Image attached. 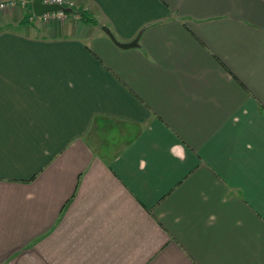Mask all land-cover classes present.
<instances>
[{
    "label": "crops",
    "instance_id": "obj_1",
    "mask_svg": "<svg viewBox=\"0 0 264 264\" xmlns=\"http://www.w3.org/2000/svg\"><path fill=\"white\" fill-rule=\"evenodd\" d=\"M71 1L0 10V264H264V0Z\"/></svg>",
    "mask_w": 264,
    "mask_h": 264
},
{
    "label": "built area",
    "instance_id": "obj_2",
    "mask_svg": "<svg viewBox=\"0 0 264 264\" xmlns=\"http://www.w3.org/2000/svg\"><path fill=\"white\" fill-rule=\"evenodd\" d=\"M33 0H0V10L11 8L15 6L20 7H28ZM42 3H56L60 4L62 6L68 7L72 9L71 7L74 6L73 1L71 0H41ZM66 15V11L62 9H55V10H46L42 13L38 14L37 17H39L43 21H52V20H62ZM34 17V15H32Z\"/></svg>",
    "mask_w": 264,
    "mask_h": 264
},
{
    "label": "water",
    "instance_id": "obj_3",
    "mask_svg": "<svg viewBox=\"0 0 264 264\" xmlns=\"http://www.w3.org/2000/svg\"><path fill=\"white\" fill-rule=\"evenodd\" d=\"M32 8L34 14H40L46 10L62 9L64 11H70L71 9L56 3H42L41 0H33ZM122 45V44H121Z\"/></svg>",
    "mask_w": 264,
    "mask_h": 264
},
{
    "label": "trees",
    "instance_id": "obj_4",
    "mask_svg": "<svg viewBox=\"0 0 264 264\" xmlns=\"http://www.w3.org/2000/svg\"><path fill=\"white\" fill-rule=\"evenodd\" d=\"M80 18L84 19V20H90L93 21V19H91L85 12L81 11L80 12Z\"/></svg>",
    "mask_w": 264,
    "mask_h": 264
},
{
    "label": "clouds",
    "instance_id": "obj_5",
    "mask_svg": "<svg viewBox=\"0 0 264 264\" xmlns=\"http://www.w3.org/2000/svg\"><path fill=\"white\" fill-rule=\"evenodd\" d=\"M174 152L177 156H179L181 159L184 158L183 153L179 149H174Z\"/></svg>",
    "mask_w": 264,
    "mask_h": 264
},
{
    "label": "rangeland",
    "instance_id": "obj_6",
    "mask_svg": "<svg viewBox=\"0 0 264 264\" xmlns=\"http://www.w3.org/2000/svg\"><path fill=\"white\" fill-rule=\"evenodd\" d=\"M53 21V20H52Z\"/></svg>",
    "mask_w": 264,
    "mask_h": 264
}]
</instances>
